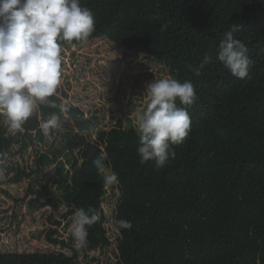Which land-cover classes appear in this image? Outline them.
Wrapping results in <instances>:
<instances>
[{"label": "trees", "instance_id": "obj_1", "mask_svg": "<svg viewBox=\"0 0 264 264\" xmlns=\"http://www.w3.org/2000/svg\"><path fill=\"white\" fill-rule=\"evenodd\" d=\"M80 3L92 11L94 31L86 41L62 44V52L103 45L110 53L116 48L122 61L130 54L143 56L150 61L151 79L191 80L195 102L185 106L177 100V107L189 113V134L183 144L172 146L175 157L165 167L157 168L155 161L141 164L135 129L123 128L121 119L114 126L107 122L97 94L88 87L89 93L76 89L80 74L62 73L50 99L65 103L68 112L38 106L15 134L0 124V187H6L1 193L26 204L30 212L49 207L53 213L74 215L79 208L94 209L99 219L88 228V243L80 249L95 255L112 247L102 210L104 174L93 165L103 153L105 167L118 174L114 222L132 224L131 229L115 230V264H264V0ZM233 24L240 26L234 36L245 43L253 61L248 75L236 78L213 62L196 76L193 69L205 55H217ZM80 56L71 57L77 61ZM53 114L57 127L45 136L39 124ZM60 124L77 131L60 142L75 172L56 182L61 195L49 198L43 177L60 152L49 158L37 151L34 160L29 152L46 144ZM100 126L96 140H90L87 135ZM23 221L24 227L10 236L14 246L0 252V264H78L76 255L32 245L28 234L40 223L33 217ZM52 224L59 228L61 222ZM58 228L50 230L47 242L77 254L79 250L57 238Z\"/></svg>", "mask_w": 264, "mask_h": 264}, {"label": "clouds", "instance_id": "obj_2", "mask_svg": "<svg viewBox=\"0 0 264 264\" xmlns=\"http://www.w3.org/2000/svg\"><path fill=\"white\" fill-rule=\"evenodd\" d=\"M239 25L224 33L219 51L213 58L205 55L196 76L213 62L224 66L234 77L243 79L253 64L248 48L234 36ZM92 11L80 0H0V124L15 134L37 111L38 106L68 112V106L50 99L60 86L62 77V44L86 41L93 33ZM145 103L135 110V131L140 163L155 161L163 168L169 157H175L173 145L184 143L191 120L186 107L197 99L191 80L183 82L170 77L155 78L144 92ZM55 114L39 124L45 136L57 127ZM6 155V154H4ZM106 154L93 165L104 171ZM104 183L118 182V174H105ZM94 209L79 208L74 213L71 236L79 249L88 243V228L98 221ZM126 220L114 222V230L131 229Z\"/></svg>", "mask_w": 264, "mask_h": 264}, {"label": "rangeland", "instance_id": "obj_3", "mask_svg": "<svg viewBox=\"0 0 264 264\" xmlns=\"http://www.w3.org/2000/svg\"><path fill=\"white\" fill-rule=\"evenodd\" d=\"M72 52L77 56H81L77 61H74L73 57H71L73 55L71 51L62 52L66 57H62V73L64 75L80 74V82L77 84L76 89H80L81 91L85 87H88L89 92H95L97 94V97H99V106L107 115V122H111L114 126L121 119L123 128L127 130L135 129V110L138 107L142 108L144 106L146 86L155 79L149 78V73L151 72L149 68L150 61L141 55L135 56L131 54L127 55L124 61H122L120 55L118 57L117 53L119 51L116 48L112 51L113 53H110L103 48V45H96L84 50L78 49L77 53L75 51ZM102 52H105L103 54L104 56L101 55ZM118 59L121 62H118ZM84 91L86 90L84 89ZM100 130L101 126L96 127L87 135L88 138L95 141ZM76 133L77 131L73 128L60 124L46 144L30 149V160H34L35 156H37V151L38 155L43 153L49 158H53L55 153L60 152L55 164L43 177L42 183L46 187V191H44L46 197L50 198L61 195L58 186H56V182L65 176L71 177L75 172L71 168L72 163L70 164V157L67 155V151L62 152L60 150L64 149V145L60 144V142L64 135H66V140L67 136L71 138L76 136ZM110 173H112L111 170L105 167L103 174ZM2 188L4 189L6 187H0V252L11 250L15 241L10 236L13 237L18 229L24 227V217H33L40 225L38 228L31 230L28 234V241L36 248L49 249L52 247L68 256L75 257L76 255L75 258H77L76 262L78 264H115L117 262L115 246L117 245L116 238L118 236L114 230L113 222L120 201V193L116 183L112 185L105 184L106 196L102 203L103 215L107 219L106 228L112 242V247L98 251L95 255L92 253L88 254L84 250L77 249L74 246V241L71 236L74 215L67 214L66 210L53 213L49 207H45L36 212H30L26 204H16L14 200H7L3 193H1L3 192ZM10 191L16 198L20 197L16 189H11ZM22 198H24V194H22ZM51 218L53 219L50 220ZM53 220L61 222L59 228L57 225L52 224ZM56 228H58L57 238L64 240L67 244L73 246L75 250H79L77 254L71 248L66 249L62 246L50 245L47 242V236L50 230ZM92 257H96L95 262H91Z\"/></svg>", "mask_w": 264, "mask_h": 264}]
</instances>
